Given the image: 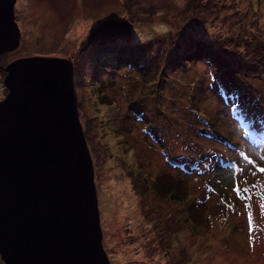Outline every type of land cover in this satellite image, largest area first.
<instances>
[{"label":"rangeland","instance_id":"1","mask_svg":"<svg viewBox=\"0 0 264 264\" xmlns=\"http://www.w3.org/2000/svg\"><path fill=\"white\" fill-rule=\"evenodd\" d=\"M14 14L0 102L12 61L73 62L110 264H264V63L247 64L264 0H17ZM216 40L247 73L215 75L201 54Z\"/></svg>","mask_w":264,"mask_h":264},{"label":"water","instance_id":"2","mask_svg":"<svg viewBox=\"0 0 264 264\" xmlns=\"http://www.w3.org/2000/svg\"><path fill=\"white\" fill-rule=\"evenodd\" d=\"M17 0H0V53L16 49ZM0 102V252L6 264H110L74 65L23 57Z\"/></svg>","mask_w":264,"mask_h":264},{"label":"trees","instance_id":"3","mask_svg":"<svg viewBox=\"0 0 264 264\" xmlns=\"http://www.w3.org/2000/svg\"><path fill=\"white\" fill-rule=\"evenodd\" d=\"M248 45L251 46L250 44H248ZM241 55L242 54H238L236 51L231 50L229 46L222 44V43H219V41L216 40V41H211V43L208 46H206L205 50L201 54V58L203 57L202 60H206L208 62H211V64H212L211 66L214 69L215 75L220 76V74L223 72L224 73H227L229 71L235 72V70L240 72V73H247L248 69L244 68V66L242 65L244 60H246V58L245 59L241 58L238 61V58ZM119 57L120 56H118V58L115 57L113 59L114 64H116L115 62H118V61L121 62L119 60ZM242 57H243V55H242ZM130 58H131L130 60L132 62L134 60V58H138V54H136V55H134V57H130ZM253 58H255V59H253L250 62H249L250 59H247V64L249 63L250 67H253V66H260L261 67L262 63H264V52L262 51L261 48L258 49V54H255V56H253ZM108 61L109 60L107 58V62ZM254 73H255V75L261 74L260 71H255ZM255 113L258 116V117L254 116V117H256L255 119L259 120L260 118H262L261 121L264 120L263 119L264 118V112L259 113V111L256 109ZM252 122H253V120H252Z\"/></svg>","mask_w":264,"mask_h":264},{"label":"snow or ice","instance_id":"4","mask_svg":"<svg viewBox=\"0 0 264 264\" xmlns=\"http://www.w3.org/2000/svg\"><path fill=\"white\" fill-rule=\"evenodd\" d=\"M260 171L264 172V167H262L260 169ZM235 191L237 192V194L239 195L241 193V188L239 187V185L237 184L236 187H235Z\"/></svg>","mask_w":264,"mask_h":264}]
</instances>
